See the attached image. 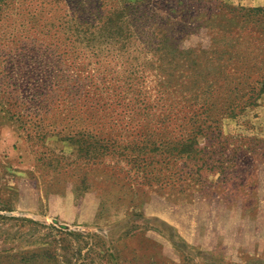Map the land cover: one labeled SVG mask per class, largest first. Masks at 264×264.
<instances>
[{
  "label": "rangeland",
  "instance_id": "rangeland-1",
  "mask_svg": "<svg viewBox=\"0 0 264 264\" xmlns=\"http://www.w3.org/2000/svg\"><path fill=\"white\" fill-rule=\"evenodd\" d=\"M62 5L0 0V264H264V0Z\"/></svg>",
  "mask_w": 264,
  "mask_h": 264
},
{
  "label": "trees",
  "instance_id": "trees-1",
  "mask_svg": "<svg viewBox=\"0 0 264 264\" xmlns=\"http://www.w3.org/2000/svg\"><path fill=\"white\" fill-rule=\"evenodd\" d=\"M54 1H55V3L56 2H62L63 3V5L60 7V10L61 9L63 10L62 16L64 18H66L67 20L69 19V20L74 21V23H76V25H80V22H82V27L87 29L83 32L84 34L90 32V30H91V26L88 27L89 19H87V17H85V15L87 13H89L90 15H96V18L99 21H103L104 25H109L110 23L120 21L121 18L125 14H127V12H129L127 14V15H129L130 12L132 11V8H130V7H133V6H135L137 8L145 7V5H147L148 3H151V0H132V1H129L128 4L121 5L118 7L117 3H119L118 2L119 0H54ZM183 4H184V10L185 9L188 10V3L183 2ZM92 8L94 9L93 12L90 11V9H92ZM184 15H186V14H184ZM77 21L79 23H77ZM78 29H79V27H78ZM90 33H92V31ZM167 42H168L167 38H165L163 40L160 39L158 41L159 49L164 50L165 52L170 51L167 49H172V51L178 50V48L173 44L168 45L166 47L167 49H164L163 47ZM153 132H155V131H153ZM152 134L153 133H151V136H152ZM142 142H145V144H146L145 149L143 151H142V149H140V151L138 152V150H137L138 148L135 145H132V149H130L129 156H131V155L135 156V157L131 158V161L133 163H135L137 160H139V161H142L143 167H146L147 165H150L153 163V161L155 159V155H156V154H153L154 152H156L155 149H150L149 151H146L148 149L147 145H149V144L154 145L155 141L151 140L148 137L147 139H145V138L142 139ZM95 144H96V148H94L93 150L89 149L88 147L82 146V147H80V151L83 152L84 154H87L88 152H91V153L93 152L94 153V156L92 157L93 159H95V160L96 159L99 160L100 158L102 159V155H104V152H102L103 146H102L101 140L96 141ZM127 149L128 148H126L125 151ZM144 151H146V153H144ZM114 154L123 155L121 150H115ZM129 160H130V158H129ZM2 218H7V217H2ZM16 220L28 221V222H32V223L37 224L36 222L29 220V219H18V218H16ZM58 230H60V229H58ZM42 244H43V246H42V250L40 252V255H42L41 258L46 259V260H51L50 258L52 256L55 258H56V256H59L58 253L55 251V250H57V245H55L54 249L51 250L50 249V245H51L50 242L43 241ZM79 249H81V248H79ZM88 249H89L88 251H91L92 248H88ZM97 254L98 255L102 254V257H105V255H110V254L106 253V251H103L102 253L97 252ZM32 255L33 256H30L29 259L31 257L36 256V253L33 252ZM35 258H37V257H35ZM34 260H36V259H34ZM54 260L57 264H60V261L58 259H54ZM24 261H25V259H24ZM61 262L65 263V264L70 263V261L66 260V259L61 261ZM99 264H102V263L100 262Z\"/></svg>",
  "mask_w": 264,
  "mask_h": 264
}]
</instances>
